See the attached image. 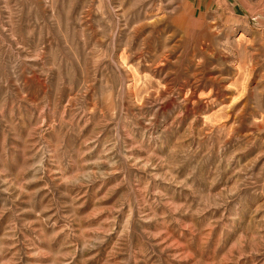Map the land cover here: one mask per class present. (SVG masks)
<instances>
[{
	"label": "rangeland",
	"instance_id": "374dc122",
	"mask_svg": "<svg viewBox=\"0 0 264 264\" xmlns=\"http://www.w3.org/2000/svg\"><path fill=\"white\" fill-rule=\"evenodd\" d=\"M0 264H264V0H0Z\"/></svg>",
	"mask_w": 264,
	"mask_h": 264
}]
</instances>
